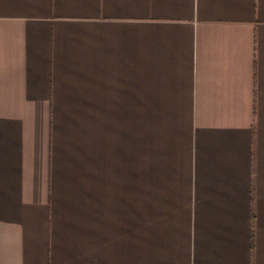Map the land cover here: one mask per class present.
Returning a JSON list of instances; mask_svg holds the SVG:
<instances>
[{
  "label": "crops",
  "instance_id": "1",
  "mask_svg": "<svg viewBox=\"0 0 264 264\" xmlns=\"http://www.w3.org/2000/svg\"><path fill=\"white\" fill-rule=\"evenodd\" d=\"M0 264H264V0H0Z\"/></svg>",
  "mask_w": 264,
  "mask_h": 264
},
{
  "label": "rangeland",
  "instance_id": "2",
  "mask_svg": "<svg viewBox=\"0 0 264 264\" xmlns=\"http://www.w3.org/2000/svg\"><path fill=\"white\" fill-rule=\"evenodd\" d=\"M142 140H144V138L142 137ZM143 142V141H142ZM144 147H145V144L142 143V152H144Z\"/></svg>",
  "mask_w": 264,
  "mask_h": 264
}]
</instances>
